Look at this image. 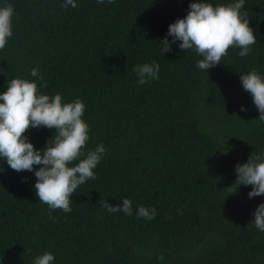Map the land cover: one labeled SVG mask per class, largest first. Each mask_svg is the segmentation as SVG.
Wrapping results in <instances>:
<instances>
[{"label":"trees","instance_id":"16d2710c","mask_svg":"<svg viewBox=\"0 0 264 264\" xmlns=\"http://www.w3.org/2000/svg\"><path fill=\"white\" fill-rule=\"evenodd\" d=\"M75 2L0 0L15 10L13 36L0 50V94L19 77L64 103L81 99L86 151L106 149L97 178L72 195V211L51 216L34 171L18 173L0 159V264H33L45 252L54 264H264V232L253 223L264 196L249 199L251 186L226 189L237 163L264 154V122L240 81L253 69L264 76V0H245L242 9L258 41L251 53L231 47L208 72L194 50L178 41L163 54L159 42L198 0ZM152 61L159 79L140 85L132 69ZM55 133L42 126L25 135L43 150ZM123 198L131 216L101 207ZM140 205L154 207L155 218H137Z\"/></svg>","mask_w":264,"mask_h":264},{"label":"clouds","instance_id":"9594fccd","mask_svg":"<svg viewBox=\"0 0 264 264\" xmlns=\"http://www.w3.org/2000/svg\"><path fill=\"white\" fill-rule=\"evenodd\" d=\"M116 0H108L115 4ZM103 4L104 0H97ZM76 8L75 0H65L62 7ZM245 0H237L227 5L213 6L207 0L190 3L188 14L169 25L167 36L159 41L162 51H172L171 45L180 42L183 51L194 50L203 59L197 62V68L207 71L220 64L228 55L231 47H239L240 57L249 55L252 45L258 41L249 26L248 12L242 11ZM14 6L6 4L0 7V50L4 49L8 39L13 36ZM168 36L172 37L171 42ZM132 71L138 83L144 85L159 79L160 66L156 61L138 64ZM31 76H39L38 69L31 71ZM245 91L253 98L259 111L258 119L264 122V76L255 69L240 75ZM47 87V85H43ZM0 159L16 172L34 171L36 177L35 193L48 205L51 212L57 209L65 213L72 211V195L79 186L88 180H95L94 169L100 163L106 149L103 144L95 150H87L89 125L82 119L86 106L79 98L71 103H64L60 93L54 96L39 91L36 82L14 78L8 83L7 91L0 94ZM241 111H246L242 106ZM55 129V135L47 142L43 150H36L25 135L30 129L40 127ZM79 161L78 163H74ZM34 166H41L35 170ZM237 179L226 189L237 194L241 185L251 186L249 199L264 196V154L252 153L246 163L235 166ZM101 207L109 213L122 211L125 215L133 214L132 201L123 198L122 204L113 207L107 201H101ZM137 218L152 220L156 216L154 207L138 206ZM255 227L264 232V203L253 213ZM159 260H163L161 255ZM55 256L45 252L37 256L33 264H54Z\"/></svg>","mask_w":264,"mask_h":264}]
</instances>
